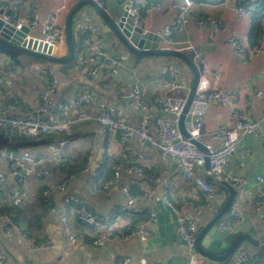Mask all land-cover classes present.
<instances>
[{"label":"crops","instance_id":"0c3cea01","mask_svg":"<svg viewBox=\"0 0 264 264\" xmlns=\"http://www.w3.org/2000/svg\"><path fill=\"white\" fill-rule=\"evenodd\" d=\"M30 1L0 0V9L12 3L17 6L11 11L13 17L28 16ZM35 1L39 3V11L43 17L46 9L60 8L56 17L61 23L67 21L71 9L82 0ZM96 1L113 16L120 17L123 13L125 0ZM137 1L145 18L143 29L162 36L165 25L177 16L178 10L173 4L182 0H162L164 7L152 11L147 9L150 0ZM259 3L255 0L194 3V16L185 29L175 32L170 40L163 37L164 41L160 46L183 52L203 49L197 53L201 57V74L211 80L214 88L235 92L236 107L248 110L247 98L258 89L264 92V16L260 23L259 38L255 41L253 33L251 34V14L242 17L237 8L239 5L247 6L252 12L259 8ZM202 14L221 16L224 19L223 27L218 32L211 33L209 25H198L195 17ZM97 16V10L90 4L84 5L73 16L72 25L78 42L76 49L79 51V59L72 65L51 61H23L26 69H17L18 74L13 75L9 71L12 68L10 56L0 51V74L3 77L0 84L1 107L11 104L12 116H38L39 92L45 90L53 101L55 115L73 121L64 130L41 132L37 136L23 131L16 134L5 132V136L9 137L8 142L13 141L16 145L14 152H28L42 157L45 162L38 167L40 176H35L33 173L25 174L22 170L11 169L7 153L1 154V160L5 164V173H0V209H4L3 212L0 211V251L7 256L4 264H110V252L121 258H129V264H231L238 255L249 257L246 264H258L254 260H262L261 264H264V258L259 255L264 244L259 246L246 240L224 262L208 261L198 252L190 256L180 239L177 214L173 207L187 208L193 214L198 228L202 227L223 207L229 194L228 188L217 183V187L223 192V198L211 199L193 180L184 176L176 160L166 162L159 150L142 144L135 135L121 139L119 132L105 131L96 119L84 122L79 120V114L83 111L96 117L103 107H110L112 110L122 109L126 122L136 126L144 113L135 109L126 97L135 85L143 88V101L150 105L156 93L166 92L164 83L170 63L179 66L181 78L188 86L193 78L192 69L183 60L173 56H140L121 43L110 41L109 35L112 33L106 31V21L97 22ZM84 24L94 28L96 41L109 53H117L123 58L119 67L104 69L97 78L88 76L90 63L85 54H81L82 47L77 39L78 28ZM235 37H242L248 43L247 62H243L229 44L230 39ZM255 46L263 51L256 53ZM60 47L65 49V54L61 56L68 55L67 42ZM37 64L38 69L35 67ZM49 70H53L57 76L53 88L50 85ZM83 94H86L85 98L80 105H76V98ZM175 94L184 95L185 92L178 91ZM14 97L22 105L13 102ZM66 103L70 104L68 109ZM263 109L264 102L256 98L255 106L250 111L251 116L259 119ZM150 115L154 117L158 113L151 111ZM230 126H233L230 106L214 100L204 118L201 140L211 142V134ZM152 131L156 134L155 129ZM54 139L66 141L62 146V151L67 156L65 162L57 163L53 160L54 151L48 143ZM241 148L249 149L250 153L245 156L231 155L226 170L247 178L248 183L236 196L243 199L245 219L241 224L245 225L248 220L256 229V236L263 240L264 217L253 205V201L257 187L260 186L257 176H264V122L257 135L245 136ZM110 164H113L112 171H103L105 165L108 168ZM117 164L124 167L140 166L151 178H143L123 170L117 182L108 185L106 181ZM206 169V166L198 167V171ZM17 175L20 176L19 179L15 178ZM144 192L151 194L150 199L143 197ZM17 193L23 198L15 199L13 196ZM74 196L87 200L94 213L104 217L111 214L106 230L113 233L126 232L136 222V218L148 219L152 211L155 216L148 223L152 235L137 236L126 241L109 240L104 246L91 245L89 236L88 241H77L69 256L62 259L68 243L64 216L76 233L85 232L88 235L87 231H93L78 220L77 208L72 203ZM130 196L137 197L132 208L114 213L115 207L125 204ZM9 212L13 213L16 226L25 235L8 225L7 215L13 216ZM227 212L219 221L232 220L229 210ZM243 231L245 232V228ZM45 240L50 241L52 246L41 250L31 247L32 242Z\"/></svg>","mask_w":264,"mask_h":264},{"label":"built area","instance_id":"2783aa9c","mask_svg":"<svg viewBox=\"0 0 264 264\" xmlns=\"http://www.w3.org/2000/svg\"><path fill=\"white\" fill-rule=\"evenodd\" d=\"M255 1L259 3L263 0ZM125 2L127 12L133 20L134 25L142 26L145 18L138 5V1L125 0ZM194 3L193 0H182L173 4L178 10L177 16L165 25L162 37L170 40L175 32H181L185 29L187 23L194 16ZM163 7V1L150 2L147 9L152 11L162 9ZM16 8V4L8 3L0 15L2 20L12 24L17 29L27 26L29 30L27 37L38 39L47 45H52L53 54L56 55L54 48L67 42V21L64 20L59 23L56 17L57 12L61 11V9L50 7L46 9L43 17L39 11V3L31 0L29 3V15L15 18L12 16L11 11ZM237 10L242 17L251 14L250 10L242 5H239ZM195 23L198 25H209L211 33H216L223 27L224 19L217 15L202 14L195 17ZM93 32L94 28L92 26L88 24L81 25L77 31V39H79L80 46L82 47L81 54H85L87 61L90 63V67L87 69L88 76L97 78L104 69L113 70L119 67L122 64L123 58L117 53H109L96 41ZM229 44L233 47L235 54L243 62H247V41L242 37H235L230 39ZM255 51L256 53H261L263 50L255 46ZM40 52H43V50ZM78 56L79 51H77V58ZM194 62L198 66L200 65L201 57L198 54L195 56ZM35 67L38 69L39 64ZM9 71L13 75L18 74L17 69L10 68ZM48 75L51 79V88H53L57 82V76L53 70H49ZM2 80L3 77L0 74V84ZM164 86L166 92L156 93L150 105L144 103V90L138 85H135L126 96L133 103L135 109L144 113L140 123L136 126H132L126 122L122 109L112 110L109 107H103L96 117L89 112L83 111L79 114V120L84 122L96 119L105 131L119 132L121 139L135 135L142 144L159 150L163 160L166 162L176 160L184 176L189 180H193L198 188L211 199L223 198V192L217 187V183L211 182L206 178L210 174L216 178L231 182L235 185L237 192L243 190L244 186L248 183L247 178L227 171L226 164L229 157L233 154L245 156L250 153L249 149L241 148V144L245 136L250 134L257 135L260 131L261 123L264 122V109L261 111L259 119H254L250 113L255 106L256 98H260L264 102L263 90L258 89L247 98L246 105L248 106V110L239 109L235 105V99L237 98L235 92H228L222 88H214L211 80L205 74L200 73L195 96L185 119V127L190 135V138H187L180 129V120L186 106L190 86L182 80L178 65L170 63L167 66V78ZM178 91H184L185 94H175ZM85 96L86 94H83L76 98L75 104H80ZM39 97L38 113L40 115L38 116H12L10 114L13 107L11 104H7L4 108L0 106V129L7 130L10 133L23 131L29 135L37 136L41 132L60 131L68 128L73 121L67 119V117L55 115L53 101L48 92L41 90ZM214 100L230 106L233 126L219 129L211 134V142H203L201 136L204 128V118ZM13 102L22 105V102L17 97H14ZM65 106L68 109L70 104L66 103ZM151 111L157 112L158 115L151 116ZM154 129L156 130V134L152 131ZM191 138L201 141L205 149L198 146ZM65 142V140L54 139L48 143L49 147L54 151L53 160L57 163L67 160V156L62 151V146ZM6 156L10 162L11 169L22 170L25 174L33 173L35 176H40L41 173L38 167L45 162L42 157L31 155L28 152L17 154L13 150H9ZM207 159H209L210 169L198 171V167L203 168L205 166ZM123 170L129 173H136L143 178H151L150 174L145 172L140 166L124 167L121 164H117L114 167L112 175L106 181L107 184L110 185L117 182ZM257 182L260 186L257 187L253 205L264 217V186L261 185L264 184V176L258 175ZM142 195L146 199H150L151 196L149 192H144ZM13 197L17 200L23 198L20 193L15 194ZM136 199V196H130L125 204L115 207L114 213L127 211L129 208H132ZM72 203L77 208L78 220L87 227H91L93 231L86 230L88 235L85 232L76 233L71 229L64 216L63 221L66 226L68 243L64 248L62 259L69 256L77 241H88L89 236L91 237L89 240V242L91 241V245L104 246L109 240L126 241L137 236L152 235V230L148 227L149 221L155 216V213L152 211L148 219H140L128 232L120 234L106 230L109 219L112 217L111 214L108 217H104L92 212L88 201L79 196H74ZM242 203V198H235L228 209L232 220L219 221L216 224L218 229L228 232L236 231L237 226L245 219ZM173 208L177 214L180 239L186 245L189 255L194 256L197 253L195 242L199 230L195 218L187 208L181 209L177 206ZM7 216L8 225L12 228L15 227L20 234L25 235L23 230L16 226L14 217L11 215ZM51 246L52 244L48 240L31 243V247L35 250L46 249ZM6 259L7 256L0 251V264H4ZM248 261V256L238 255L231 264H246ZM110 264H129V258H121L114 252H110Z\"/></svg>","mask_w":264,"mask_h":264},{"label":"water","instance_id":"95a60500","mask_svg":"<svg viewBox=\"0 0 264 264\" xmlns=\"http://www.w3.org/2000/svg\"><path fill=\"white\" fill-rule=\"evenodd\" d=\"M86 4L92 5L97 10V22H102L103 20L106 21L105 29L106 31L112 33L109 35L110 41L119 42L129 51L140 56H173L179 60H183L189 65L193 71V79L190 85L186 106L181 116L180 129L185 137L190 138V135L185 127V119L190 104L195 96L196 87L201 73L200 67L194 62V58L196 54L203 51V49L195 48L183 52L179 49L160 46V43L164 41L163 37L153 32L145 31L143 26H135L133 20L127 12V6H124L121 16L116 17L109 14L106 8L99 4V2L96 0H82L76 4L71 9L67 18L66 37L69 52L65 57L54 55L52 45H47L38 39L28 38L27 32L29 30L27 26L17 29L12 24L3 21L1 17L0 44L27 56L38 58L43 61H51L55 63H72L77 59V49L75 48L74 42L75 32L73 30L72 18L75 13ZM2 13L3 8L0 9V15ZM41 50H43V52H40ZM191 140L201 148L205 149V146L201 141L192 138ZM8 141L9 137L5 136L4 132H0V150L5 144L8 143ZM205 166L207 170L210 169L209 159L206 160ZM15 178L19 179L20 176L17 175ZM207 179L211 182L227 187L229 194L220 211L207 224L199 227L195 242L196 251L208 261L224 262L231 257V255L237 250L238 246L244 240L259 246L263 245L264 239L261 240L256 236V229L249 224L248 220H246L247 223H245V225H238L235 232H228L217 228L216 224L219 222V220H221L222 216L228 211L235 200L237 189L231 182L216 178L212 174L208 175ZM244 228L245 232L243 231Z\"/></svg>","mask_w":264,"mask_h":264},{"label":"trees","instance_id":"16d2710c","mask_svg":"<svg viewBox=\"0 0 264 264\" xmlns=\"http://www.w3.org/2000/svg\"><path fill=\"white\" fill-rule=\"evenodd\" d=\"M158 1H162V0H150L149 1V3L150 2H158ZM195 3H201V4H217V3H222V2H224L225 0H193ZM260 4V6H259V8L257 9V10H254V11H252L251 12V19H252V21H253V23H252V29H251V34L253 33V38L255 39V41L259 38V35H260V32H261V26H260V23H261V20H262V17L264 16V0L261 2V3H259ZM138 5L140 6V4L138 3ZM149 5V4H148ZM247 7V6H246ZM140 8H141V6H140ZM143 9V8H142ZM249 9V8H248ZM250 10V9H249ZM74 42H75V48L78 46L77 45V41H76V38H75V33H74ZM58 47V53L57 54H63V52H62V50L64 49V48H61L60 46H57ZM0 51L1 52H5V53H7L9 56H10V58H11V67L13 68V69H19V70H25L26 68L23 66V61L20 59V57L22 56V55H24V54H22V53H20V52H18V51H15V50H12V49H10V48H7V47H5V46H3L2 44H0ZM26 56V55H25ZM36 61H38L39 63H41V62H46V61H43V60H40V59H37V58H34ZM76 61H78V59H76L74 62H72L71 64H66V65H72L73 63H75ZM201 70V69H200ZM49 72V71H48ZM1 130V129H0ZM5 132H9V131H7V130H4ZM17 133V131H15V134ZM23 136V135H22ZM114 163H116V162H114ZM113 163V164H114ZM113 164H110V167H108L107 168V166L105 165V167H104V170L103 171H107V170H109V169H111V168H113L112 166H113ZM112 171V169L110 170V172ZM104 172V173H105ZM101 173H102V171H101ZM104 177H105V175H104ZM221 187H223L222 185H221ZM0 211H4V209H0ZM9 213H11V212H9ZM12 215H13V213H11ZM13 217H14V215H13ZM15 218V217H14ZM143 217H139V218H136L135 220H136V222L137 221H139V219H142ZM222 219V218H221ZM136 222L133 224V226L136 224ZM132 226V227H133ZM131 227V228H132ZM87 228H89V227H87ZM131 228H129L126 232H128ZM259 255L262 257V258H264V249H263V251H261L260 253H259ZM254 262H257L258 264H261L262 263V260H254Z\"/></svg>","mask_w":264,"mask_h":264},{"label":"rangeland","instance_id":"374dc122","mask_svg":"<svg viewBox=\"0 0 264 264\" xmlns=\"http://www.w3.org/2000/svg\"><path fill=\"white\" fill-rule=\"evenodd\" d=\"M125 4H126V2H125ZM54 52L56 53V56H61V55H63V54H65V49H63L62 50V52H63V54H57L58 53V47L56 46L55 48H54ZM69 52V51H68ZM67 56V55H66ZM62 57H65V56H62ZM20 59L22 60V61H30V62H32V61H34L35 59L34 58H32V57H29V56H25V55H22L21 57H20ZM36 61V60H35ZM193 79V78H192ZM82 102V101H81ZM81 104V103H80ZM80 104H76V105H80ZM110 108V107H109ZM125 118V117H124ZM1 132H4L5 133V131L4 130H0ZM14 148H16V145L14 144V142L12 141V142H8L7 144H5L4 146H3V150L0 152V173L1 174H4L5 172H4V169H5V164H4V161H2L1 160V154L3 153V152H5V154L8 152V150H15ZM228 213V212H227ZM226 213V214H227ZM226 214H225V216H226Z\"/></svg>","mask_w":264,"mask_h":264}]
</instances>
